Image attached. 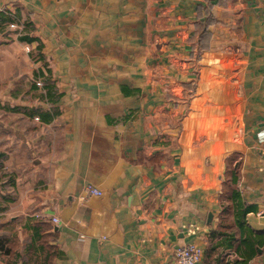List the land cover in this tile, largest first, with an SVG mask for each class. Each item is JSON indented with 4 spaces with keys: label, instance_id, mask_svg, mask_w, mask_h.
Returning <instances> with one entry per match:
<instances>
[{
    "label": "crops",
    "instance_id": "0c3cea01",
    "mask_svg": "<svg viewBox=\"0 0 264 264\" xmlns=\"http://www.w3.org/2000/svg\"><path fill=\"white\" fill-rule=\"evenodd\" d=\"M2 67L0 264H264V0H0Z\"/></svg>",
    "mask_w": 264,
    "mask_h": 264
},
{
    "label": "rangeland",
    "instance_id": "374dc122",
    "mask_svg": "<svg viewBox=\"0 0 264 264\" xmlns=\"http://www.w3.org/2000/svg\"><path fill=\"white\" fill-rule=\"evenodd\" d=\"M24 22L26 23V21H22V22L21 21L19 22V20L12 21V30L11 31H13L15 33V36L17 37V39L19 41H21L20 38L25 33V31H24L25 30ZM24 44H23V49L21 51V54L22 55L25 54L28 57V61L26 59L27 66L28 65L30 66V69H29L30 73H29V75H28V77L26 79L27 80V85H28V87H30V85L33 84L36 87L40 88V90L44 89V90H46L48 92V87H51V85L55 86V84H57V81H56L57 78L51 76V73H50V70H51L50 69V67H51L50 66V62L48 60H46V59H42V60L40 59V54H42L41 50L43 51L45 49V46L43 44L42 45L43 47H42L41 44H39V42H38L37 44L40 45V47L42 48L40 50V48H38V47L31 49L32 48V44H28V45H26L27 43H24ZM28 47H31V48L28 49ZM162 47H163V45L161 43L160 44V48H162ZM25 50H27V53H26ZM174 52L177 53V55L180 54V52L178 50H176ZM13 54H16V52L13 51ZM26 61L23 64H26ZM36 63H38V64H36ZM12 64H13V62H12ZM17 64H18V62H17ZM19 67L20 66L16 67V69L19 68ZM161 67L162 66L160 65L159 70H162ZM36 68H39L40 71H41V68H43L44 72L41 71L43 73V76H40V74L36 73V70H37ZM0 69L6 70V74H8L10 72L12 73V72H14V64L12 65V69L13 70L11 69L10 72H9L8 67H4V68L2 67ZM17 71H19V69H17ZM47 92H42V95L43 96H47ZM14 99H19V98L15 97ZM0 113H2V109L0 110ZM5 180H6L5 181L6 184L7 183L10 184V182L7 179H5Z\"/></svg>",
    "mask_w": 264,
    "mask_h": 264
},
{
    "label": "built area",
    "instance_id": "2783aa9c",
    "mask_svg": "<svg viewBox=\"0 0 264 264\" xmlns=\"http://www.w3.org/2000/svg\"><path fill=\"white\" fill-rule=\"evenodd\" d=\"M12 28V25H11ZM263 162H264V156H263ZM83 196H101L102 192L92 186L87 185L83 188ZM36 216H40V214H36ZM50 220L54 223L59 222V218L56 216L50 217ZM173 256L175 259L176 264H200L202 261L203 256V250L201 246H198L194 243H186L183 245L176 246L173 250Z\"/></svg>",
    "mask_w": 264,
    "mask_h": 264
},
{
    "label": "trees",
    "instance_id": "16d2710c",
    "mask_svg": "<svg viewBox=\"0 0 264 264\" xmlns=\"http://www.w3.org/2000/svg\"><path fill=\"white\" fill-rule=\"evenodd\" d=\"M205 17H207V16H205ZM209 20H210V16H208V17L206 18V20L203 22V23H204V24H203V28H202V29H200V28L198 29L200 35H204V37L208 36V33H207L206 31H207V27H208V25H209V22H208ZM20 40H21V41H29L27 36H24V38H20ZM193 55H194V54H193ZM40 76H43V75H40ZM49 88H50V87H48V90H49ZM168 98L170 99V98H172V97L169 96ZM172 100L175 101V98H172Z\"/></svg>",
    "mask_w": 264,
    "mask_h": 264
}]
</instances>
